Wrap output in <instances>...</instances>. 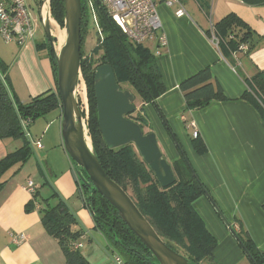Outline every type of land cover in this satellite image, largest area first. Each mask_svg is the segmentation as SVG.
Segmentation results:
<instances>
[{"label": "crops", "instance_id": "0c3cea01", "mask_svg": "<svg viewBox=\"0 0 264 264\" xmlns=\"http://www.w3.org/2000/svg\"><path fill=\"white\" fill-rule=\"evenodd\" d=\"M154 1L161 30L142 46L154 55L165 92L156 104L140 100L137 114L147 121L143 132L155 135L170 165L185 157L206 188L207 195L192 205L216 242L212 259L205 264H252L234 232L247 235L264 255V116L243 98L247 88L241 75L250 78L264 71V0H179L187 12L182 17L161 0ZM228 15L240 19L259 38L256 48L237 60L236 67L223 59L206 35L210 23ZM32 18V40L20 45L0 39L6 81L21 103L57 90L47 41L35 38L37 18ZM159 36L165 38L164 46ZM204 69L210 70L225 100L187 110L179 85ZM61 114L58 107L29 122L32 156L0 177V264H66L57 240L41 223L39 201L27 189L29 181L39 189L41 199L55 195L76 216L71 231L81 236L73 248L88 264H115L114 257L121 259L95 228L90 210L80 199L84 197L79 195L74 166L63 147ZM197 142L205 147L202 153L195 150ZM22 145L21 140H0V162Z\"/></svg>", "mask_w": 264, "mask_h": 264}, {"label": "trees", "instance_id": "16d2710c", "mask_svg": "<svg viewBox=\"0 0 264 264\" xmlns=\"http://www.w3.org/2000/svg\"><path fill=\"white\" fill-rule=\"evenodd\" d=\"M32 1L36 8H39L41 0ZM50 12L52 19L62 28L64 0H51ZM81 12L80 72L87 88L89 103L87 130L97 158L106 175L129 195L168 247L187 258L192 264H205L212 259L216 242L193 210V202L207 195V191L189 161L183 156L174 161L170 166L175 183L162 188L134 146L127 145L110 151L98 127L94 98L95 69L103 64L110 65L117 83H127L142 102L156 104V100L165 89L155 57L146 47L129 43L102 10L97 12L101 36H97L98 43L85 55L83 44L88 34L89 20L83 6ZM213 31L218 40L220 55L233 67H236L237 60L249 55L259 41L246 24L232 15L214 23ZM206 35L209 37L210 32L207 31ZM244 45L246 50H241L240 47ZM45 46L48 48L56 78L54 55L48 43L45 42ZM100 51V56L95 58ZM6 70L7 66L0 61V77L3 80L0 78V140L7 138L21 140L23 145L7 154L0 162V177L12 166L19 169L32 156L33 147L27 137L29 122L61 107L57 90L55 92L49 90L24 103L19 102L8 87ZM241 77L247 88L243 98L251 102L264 116V71L250 78L244 75ZM179 89L187 110L204 108L214 100H225L222 89L213 80L209 69L201 70L189 77L179 85ZM131 120L138 123L142 130L147 126V121L140 115ZM195 150L202 153L205 147L197 142ZM79 193L84 197V206L92 214L95 228L118 250L124 264H155L150 252L120 220L115 209L103 197L96 192L88 196V190L81 187ZM56 198L52 195L47 199H41L39 189H35L32 199L39 201L41 223L47 234L57 240L66 264H88L79 251L73 248V242L81 236L80 232L71 231V226L77 224V218L63 200ZM33 204V201L29 203ZM234 233L251 263L264 264V255L257 251L247 235L241 232Z\"/></svg>", "mask_w": 264, "mask_h": 264}, {"label": "water", "instance_id": "95a60500", "mask_svg": "<svg viewBox=\"0 0 264 264\" xmlns=\"http://www.w3.org/2000/svg\"><path fill=\"white\" fill-rule=\"evenodd\" d=\"M50 1L41 0L38 17L54 55L56 87L62 111L61 135L64 150L74 166L75 181L88 190V196L96 192L115 209L120 220L150 252L155 264H192L163 242L129 195L103 170L78 102L81 0H64V37L58 47L51 30ZM94 98L98 127L106 147L113 151L127 145L134 146L159 185L162 188L173 185L175 176L158 147L155 135L144 133L138 123L128 118L135 111L134 94L121 89L108 64L100 65L94 71Z\"/></svg>", "mask_w": 264, "mask_h": 264}, {"label": "built area", "instance_id": "2783aa9c", "mask_svg": "<svg viewBox=\"0 0 264 264\" xmlns=\"http://www.w3.org/2000/svg\"><path fill=\"white\" fill-rule=\"evenodd\" d=\"M167 8L175 9L176 17L187 15L179 0H161ZM87 16H92L97 34L101 36L97 12L102 10L107 17L119 28L128 41L141 44L155 39L161 30V21L157 12V2L154 0H81V7ZM210 42L218 49V40L213 31V24L209 25ZM34 36L33 18L25 0H0V39L5 43L24 44ZM160 46L165 45V38L158 37ZM246 50V46H241ZM82 106V103H81ZM87 111V108L81 107ZM83 111V112H84ZM85 117V116H84ZM86 121V117H85ZM197 137V132L193 133ZM36 146L40 148V144ZM29 193L33 194L36 187L32 182L27 183ZM19 239H23L20 235ZM115 264H122L119 257H114Z\"/></svg>", "mask_w": 264, "mask_h": 264}, {"label": "rangeland", "instance_id": "374dc122", "mask_svg": "<svg viewBox=\"0 0 264 264\" xmlns=\"http://www.w3.org/2000/svg\"><path fill=\"white\" fill-rule=\"evenodd\" d=\"M25 1H26V4H27L28 8H29V12H30L31 16L34 17V18L37 16L36 17L37 20H35L36 25H37L35 38L36 39H45L41 24H40V22L38 20V12H37L38 8H36V6L34 5V2L32 0H25ZM50 16H51V14H50ZM87 17H88V20H89V30H88L87 36H85V38H84V44H83V52H84L85 55L89 54L91 52L92 48L96 45V43H98L97 42L98 34H97V31H96V28H95V24H94L93 18H92L91 15L87 16ZM51 30H52V35L55 37V46L58 47V45L62 44L64 36H63V33H62V28L56 23L55 20L52 19V17H51ZM128 42L131 43L130 41H128ZM132 44H134V45H142L143 43H141V44L132 43ZM100 54H101V51L99 52V54L97 56H95V58H98L100 56ZM79 84L80 85H79L78 102H79V105H81V103H82L81 107H83V109L87 108V111L83 110L84 111L83 117L84 116L86 117V122H87L88 121V116H89V103H88L87 88H86V85H85V83H84V81L82 79V76H81V80H80ZM118 84L120 85L122 90H126V89L130 90L134 94L135 100H134L133 104L135 106V111H134V113L129 115L128 118L129 119H135L136 116L138 115L137 112H138L139 107H140V99L137 96V94L133 91V89L127 83H118ZM82 93L84 94L85 101L83 99ZM85 117H84V119H85ZM28 125H27V127H28Z\"/></svg>", "mask_w": 264, "mask_h": 264}, {"label": "bare ground", "instance_id": "6f19581e", "mask_svg": "<svg viewBox=\"0 0 264 264\" xmlns=\"http://www.w3.org/2000/svg\"><path fill=\"white\" fill-rule=\"evenodd\" d=\"M53 22V21H52ZM79 92V91H78ZM82 95H83V99H84V101H85V97H84V94L82 93Z\"/></svg>", "mask_w": 264, "mask_h": 264}]
</instances>
